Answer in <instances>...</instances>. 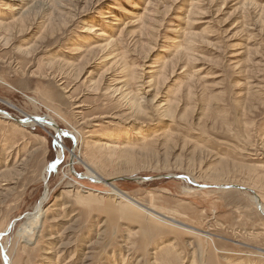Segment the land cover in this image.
I'll list each match as a JSON object with an SVG mask.
<instances>
[{
    "label": "rangeland",
    "instance_id": "374dc122",
    "mask_svg": "<svg viewBox=\"0 0 264 264\" xmlns=\"http://www.w3.org/2000/svg\"><path fill=\"white\" fill-rule=\"evenodd\" d=\"M254 194L264 0H0V264H264Z\"/></svg>",
    "mask_w": 264,
    "mask_h": 264
},
{
    "label": "bare ground",
    "instance_id": "6f19581e",
    "mask_svg": "<svg viewBox=\"0 0 264 264\" xmlns=\"http://www.w3.org/2000/svg\"><path fill=\"white\" fill-rule=\"evenodd\" d=\"M120 33V32H119ZM101 35V34H100ZM32 101H34L33 99H31ZM137 101H134V105H136L137 103H136ZM7 116H5V118H6ZM28 120V119H27ZM29 120H31L32 122L33 121H35V122H38L40 125H42V126H45V127H48V128H50V129H52V130H55L59 135L60 134H63V135H67V133H65V132H61V131H59V128L56 126V124H54L53 122H48V123H45L44 121H45V119H37V118H30L29 117ZM64 146V145H63ZM64 151V150H63ZM61 154V153H60ZM59 157H61V155H59ZM58 161H60V158H59V160ZM55 164V163H54ZM51 165V166H49V167H47V170H46V176L53 170V168H55V166H56V164L55 165ZM45 176V177H46ZM120 193V192H119ZM123 196V195H122ZM119 197V196H118ZM252 199H253V201L255 202V204H256V206L259 208V206L261 207V212L263 213V215H264V205L260 202V200L257 198V195L255 196V195H253L252 196ZM128 200V199H127ZM42 206H43V203L42 204H40V206H38L37 207V212H36V214H34L33 216H31V220H33L34 222H35V224L36 225H38L39 224V222L37 221V220H39V218L41 217V215L39 214V213H41L42 212ZM147 211V210H146ZM153 212H150V215H151V217L152 216H154V214H152ZM156 213V212H155ZM158 215V214H157ZM162 217V218H161ZM165 217H163V216H161L160 215V218L158 219V220H162V219H164ZM174 222V224H177V225H180V226H182V227H187L185 224H181V223H179L178 221H173ZM34 224V223H33ZM25 232L26 233H32V230H25Z\"/></svg>",
    "mask_w": 264,
    "mask_h": 264
},
{
    "label": "water",
    "instance_id": "95a60500",
    "mask_svg": "<svg viewBox=\"0 0 264 264\" xmlns=\"http://www.w3.org/2000/svg\"><path fill=\"white\" fill-rule=\"evenodd\" d=\"M27 119L26 120H19V123H21V124L29 123ZM207 187L208 188H216L215 186H207ZM218 188H231V189L245 190V191L254 193L252 190H248V189H245V188H242V187H239V186H235V185H233V186H226V187H218ZM254 195H256V194H254ZM259 210H261V207L260 206H259ZM14 225H15V223L13 224L12 228L14 227ZM5 234H7V233H5Z\"/></svg>",
    "mask_w": 264,
    "mask_h": 264
}]
</instances>
